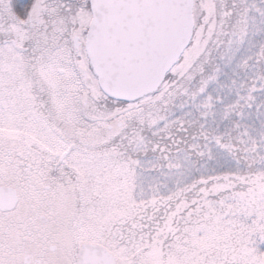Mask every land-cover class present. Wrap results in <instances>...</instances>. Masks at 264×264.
<instances>
[{
	"label": "snow or ice",
	"instance_id": "6c2138e0",
	"mask_svg": "<svg viewBox=\"0 0 264 264\" xmlns=\"http://www.w3.org/2000/svg\"><path fill=\"white\" fill-rule=\"evenodd\" d=\"M0 264H264V0H0Z\"/></svg>",
	"mask_w": 264,
	"mask_h": 264
}]
</instances>
